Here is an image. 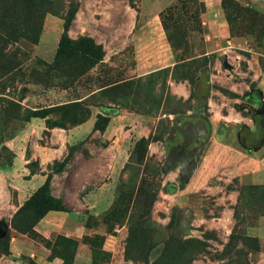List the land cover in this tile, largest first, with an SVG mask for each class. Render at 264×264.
<instances>
[{"label":"rangeland","instance_id":"rangeland-1","mask_svg":"<svg viewBox=\"0 0 264 264\" xmlns=\"http://www.w3.org/2000/svg\"><path fill=\"white\" fill-rule=\"evenodd\" d=\"M260 1L60 0L57 16L35 18L42 28L36 46L0 40V168L11 159L4 144L25 132L27 169L37 173L31 147L50 143L54 129L65 132L63 155L47 169L50 195L78 212H51L26 238L19 231L32 219L18 217L17 232L0 221V239L9 238L6 264H153L168 239L188 245L173 246L174 263L164 264H264V101L252 81L264 71ZM69 3L76 11L64 32ZM217 10L226 40L207 24ZM49 15L61 20L51 38L43 35ZM63 35L92 40L101 61L54 64ZM75 101L90 114L83 124L49 129L60 113L26 121L31 111ZM31 121L41 122L38 136L29 133ZM211 142L231 155L205 161ZM233 150L255 156L260 172L237 171ZM13 237L27 239L30 250L11 254Z\"/></svg>","mask_w":264,"mask_h":264},{"label":"trees","instance_id":"trees-1","mask_svg":"<svg viewBox=\"0 0 264 264\" xmlns=\"http://www.w3.org/2000/svg\"><path fill=\"white\" fill-rule=\"evenodd\" d=\"M59 1L60 0H11V2L8 3L4 0H0V40H7L10 43L17 42L19 40H24L30 46H36L38 44L42 28L39 25L41 21L35 22V18H37L38 16L41 17V15L46 13L57 16L60 13L61 8L59 7ZM75 11L76 8H73L71 6V3H69V9L67 11V14L64 15L63 19L64 32H66L70 27ZM22 13L24 15H27L28 18L26 21H24V23L20 24L16 20L22 15ZM98 51L99 48L95 47L94 42L90 39H81L78 42H72L63 35L58 41L57 50L55 52L54 64L58 63L60 59L66 60L69 58L76 57L82 59L88 64V67H91L98 61H101L102 56ZM252 87L253 86L251 85L250 88L252 89ZM109 89L110 87L106 88L105 90ZM252 100L254 101V98L250 99L249 101ZM54 113H60L61 117L58 123L49 126V129L55 127L64 128L66 125L69 127L77 126L86 122L90 117L89 112L82 107L81 103L75 101L62 106L31 111L27 116L26 121H28L29 119H43L47 121V118ZM101 119L103 120L105 125L108 123V118ZM138 145H140L145 151L147 142L144 138H141L138 141ZM76 151L77 147H72L68 151V154L64 159L63 163L70 161ZM54 165L57 164L55 163ZM30 174L32 175L34 173ZM254 191L260 193L263 192L262 189H254ZM49 212L68 213L69 210H67L63 206L62 202L59 199L53 198L50 195L49 175H46L44 183L40 187H38V189H36L18 208L17 212L12 218L11 229L16 231L14 225L18 217H24V219L30 218L32 219V222L28 226H26L23 231H19L23 235L28 234L32 231L34 225L40 219L45 217ZM59 237L64 240H68L64 236ZM244 241H246L245 238L242 239L243 243ZM162 243H164L165 247L164 252L153 264H164L165 261L169 258L171 259L172 263H174V254H171V256L169 255L172 252L171 248L175 246L177 250H180V248H185L188 245V243L186 242L174 243L170 239ZM0 245L3 246V250L0 253V256H7L9 254V238L6 237L4 239H0ZM49 250L51 255V249ZM176 264L190 263L185 258H183L180 261H177Z\"/></svg>","mask_w":264,"mask_h":264},{"label":"crops","instance_id":"crops-1","mask_svg":"<svg viewBox=\"0 0 264 264\" xmlns=\"http://www.w3.org/2000/svg\"><path fill=\"white\" fill-rule=\"evenodd\" d=\"M252 6V5H251ZM255 7V5L253 6ZM257 7L262 11L264 10V0L260 1L259 5ZM222 14L220 10H217V15L215 16V19H212L213 17L207 16V24L210 29V32L213 37H218L219 39L226 40L227 37H229V28L224 24L225 20L222 19ZM61 25V20L54 16H47L45 18V24L43 28V35L45 33V37L51 38L53 35V31L58 27V25ZM219 27H221V31L218 30ZM62 31V28H61ZM219 33V34H218ZM60 37V36H59ZM58 37V40H59ZM58 40L56 42V45L53 46L55 48L58 44ZM158 70V68L149 70L147 72H143L144 74H149L152 72H155ZM143 74V75H144ZM252 81L257 84V89L261 92L262 100L264 101V71L259 74L256 73L254 77L252 78ZM178 89V88H177ZM183 89V88H179ZM41 122L31 121L30 127L34 125L33 127L29 128V133L32 132V135L38 136L41 132V129L38 128ZM87 124L82 125L79 127V131H85ZM34 127H37V129H34ZM88 127V126H87ZM252 128V127H251ZM27 136V133H19L16 135V137L13 139V141L9 143H5L3 146V149L5 150V153L7 156H11V159L8 158V167L4 170L0 168V221L1 223H4L3 226H5L6 231L10 228L11 229V221L15 213L17 212L18 208L21 206V204L36 190L38 187H40L45 179L46 175L49 172L48 166L52 165L53 162L59 161L61 156L63 155V151L65 149V143H66V135L65 132H62L59 129H54L51 131V142L46 143L45 145H40L38 142H36L33 147H31V153L32 158L38 162L39 171L35 174H30L27 165L29 163V159L25 157V153H23L24 149V140ZM230 148L226 147L222 144H216L215 142H211L208 153L206 155L205 161H211L217 157V160L219 163L221 161H225L227 157L231 155ZM235 151L238 156H234V160L236 161L233 163L235 169L241 174H255L260 172L261 166L259 160L252 155L249 154H243L241 152ZM231 163V162H230ZM88 177V176H87ZM88 180V178H86ZM85 179V180H86ZM86 180V181H87ZM32 184H35L32 187ZM55 197H58L54 195ZM100 201L95 200L94 206L96 207L99 205ZM51 213V212H49ZM48 213V214H49ZM57 213H63V212H57ZM69 213H75L78 212L74 209H70ZM64 213V215L69 214ZM48 214L40 219L36 225H34L32 230L37 229L38 225L41 223V221H44L48 218H53L48 216ZM59 217V216H55ZM54 217V218H55ZM12 230V229H11ZM13 231V230H12ZM23 237H27V234L22 235ZM28 245V240H24L20 238H12L10 242V252L11 254H18L19 251L24 247V250L28 252L30 250V246ZM45 257H49L50 250L45 248L44 249ZM11 255H5L0 256V264H6L8 263ZM8 260V261H7ZM58 259H54L52 261L53 264H58ZM51 262H47V264H50Z\"/></svg>","mask_w":264,"mask_h":264}]
</instances>
